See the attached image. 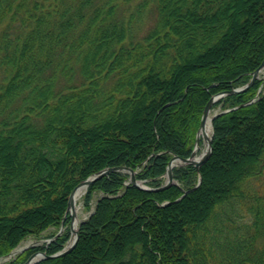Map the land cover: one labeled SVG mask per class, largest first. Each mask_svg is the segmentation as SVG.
Returning <instances> with one entry per match:
<instances>
[{"label": "trees", "instance_id": "obj_1", "mask_svg": "<svg viewBox=\"0 0 264 264\" xmlns=\"http://www.w3.org/2000/svg\"><path fill=\"white\" fill-rule=\"evenodd\" d=\"M263 60L264 0H0V258L64 222L8 264L61 251L71 192L103 169L159 187L209 99ZM262 84L213 105L229 110L197 187L189 165L163 191L109 173L70 254L35 264H264V93L248 104Z\"/></svg>", "mask_w": 264, "mask_h": 264}, {"label": "water", "instance_id": "obj_2", "mask_svg": "<svg viewBox=\"0 0 264 264\" xmlns=\"http://www.w3.org/2000/svg\"><path fill=\"white\" fill-rule=\"evenodd\" d=\"M264 67V61L262 62V64L260 65V67L255 70L252 75H251V79L249 81L248 84H246L244 87H241L239 89H235V90H232V91H229V92H226V93H219L213 97L210 98V100L208 101V103L206 104L203 112H202V116H201V121H200V125H199V129L196 133V137H195V147L199 144V141H200V132L201 130H203L204 126H205V123H206V119L208 118L209 114H210V111H211V107L212 105L219 99L221 98L222 96L226 95V94H237V93H240V92H243L245 90H247L248 88H250L253 83L256 81V79L258 78V74L260 72V70ZM218 114L214 113L212 115V117L210 118V124L212 126V122L213 120L215 119V117L217 116ZM202 139H204V141H206V150L204 151L203 155L201 156L200 160L198 162H194L192 160V158L195 156L196 154V148H194V150L192 151L191 155L189 158L187 159H180L176 156H173V158L170 160L169 164H168V167H167V172H166V177H167V180H166V183L163 187H160L158 189H155V191H161V190H165V189H168L172 184H173V178H172V173H171V167H172V162L173 161H181V163H183L184 165L185 164H189V165H192L195 167L196 171L198 172L199 171V167L206 162V160L209 158L210 154H211V137L210 138H207L205 137L204 135L201 136ZM120 170H127L125 168H109V169H104L102 171H100L99 173H97L96 175L88 178L87 180L83 181L82 183H80L74 190L73 192L71 193V195L69 196V199L67 200L68 201V207H67V212L66 214H70V217H71V221H70V231L71 233L74 235V239L72 240V242H70L61 252L55 254V255H52V256H47V255H44L43 253H35L33 255H30V257L28 258V260L24 263V264H34L35 262L41 260V259H54V258H57V257H61V256H64L66 254H70L71 250L74 248L75 246V242H77V239H78V235H77V232H75L73 230V221H74V218H75V214H74V202L72 201L73 200V194L75 193V191L80 188V187H84L85 189L88 188V186L95 182L96 180H99L101 179V177H104L106 176L107 174L111 173V172H115V171H120ZM130 172V178H129V181L132 185H134L135 187H138L140 189H146L144 186H141L136 182L135 180V177L133 175V173ZM200 182V180H199ZM185 194V193H184ZM62 230V226L60 228V231ZM16 253V252H15ZM14 254V253H13Z\"/></svg>", "mask_w": 264, "mask_h": 264}, {"label": "rangeland", "instance_id": "obj_3", "mask_svg": "<svg viewBox=\"0 0 264 264\" xmlns=\"http://www.w3.org/2000/svg\"><path fill=\"white\" fill-rule=\"evenodd\" d=\"M137 24L139 26H135V27H138L139 30L136 31L137 32L136 36L140 37L151 26L152 19L149 17V15H145L139 20V22ZM258 78L261 79L262 82H263V84L260 87L261 94H262V93H264V69L261 70V72L258 75ZM212 109H213L212 112H219L222 108L216 107V108H212ZM201 145L204 148L203 143H201ZM260 181H261L262 185H257L255 182L253 183L254 188H256L259 192L264 191L263 190L264 189V176H263L262 180H260ZM163 182H164V178L162 179L161 184ZM97 197H98V195H95L93 200L97 199ZM83 198L84 197L82 196L80 199H78V201L75 204V210H74V212H75L74 220H76L75 221L76 224H75V227H74L75 230H77L79 223H81L84 220H86L87 217L92 212V210H91L92 207L89 210L84 207ZM54 231L58 232V229L54 230V229L50 228L48 230V232L46 231V232L42 233L40 239H36L35 240L33 238H27L24 241H21V243L19 245H17L18 246L17 249H19V247H23L25 245H33V244L34 245H36V244L38 245V244H41L43 241H45L47 239V236L49 234L53 233ZM11 260H12V257H5V258L2 257V258H0V264H8Z\"/></svg>", "mask_w": 264, "mask_h": 264}, {"label": "bare ground", "instance_id": "obj_4", "mask_svg": "<svg viewBox=\"0 0 264 264\" xmlns=\"http://www.w3.org/2000/svg\"><path fill=\"white\" fill-rule=\"evenodd\" d=\"M210 118H211V115L208 116V118L206 119L207 121L205 123V126H204L203 130H201V132H200V136L204 135L207 138L210 137V133H211ZM203 145H204V148L202 147L201 144L199 146H197V154L192 159L194 162H198L200 160L201 156L203 155V153L205 151V142H203ZM171 164H173L174 167H175V166H178V165L183 164V163H181V161H173ZM84 191H85V188L84 187H80L73 194V200L72 201L74 202V210H75L76 202L78 201V199H80L84 195ZM75 221H74V224H73V228L75 227V224H76ZM28 246L29 245H25L23 247H19V249H17V251H22V250L26 249Z\"/></svg>", "mask_w": 264, "mask_h": 264}]
</instances>
